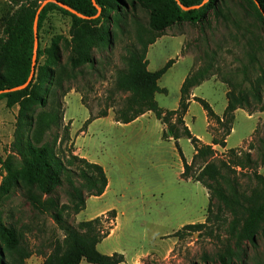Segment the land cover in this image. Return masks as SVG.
<instances>
[{"label":"rangeland","instance_id":"1","mask_svg":"<svg viewBox=\"0 0 264 264\" xmlns=\"http://www.w3.org/2000/svg\"><path fill=\"white\" fill-rule=\"evenodd\" d=\"M11 8L8 0H0V37L1 20ZM224 10L227 20H212L203 27L187 23L175 25L149 48V71H157L168 61H175L158 82L159 87L165 89L155 95L162 109H177L184 78L191 71L210 65L207 81L193 91L198 98L207 101L217 115L224 114L225 92L230 88L226 82L247 89L245 79L254 80L264 70V27L249 18L245 0H225ZM135 15L146 24V11L138 8ZM70 27L71 17L59 11L49 13L40 30L37 21L41 49L49 47L56 37L69 39ZM133 40L134 29L128 27L126 33L120 34L114 48L107 49L101 56L104 61L102 76L78 77L66 84L69 92L63 98L59 131V139L63 142L61 145L58 142L57 152H73L101 165L109 181L106 194L87 198L85 210L77 216L72 215L69 222L77 226L115 210L114 232L100 242V253H121L127 258L140 254L146 257L140 259V264H218L219 257L227 249H233L236 242L231 234L233 216L230 210L201 183L192 177H182L183 164L175 141L164 138L166 126L153 113L148 112L130 124H121L115 121L114 108H109L118 106L124 98L113 90L116 71L124 68L125 46ZM258 40L260 44L257 45ZM67 56L65 51L63 63ZM44 61L45 56H42L39 64ZM189 108L186 122L191 132L198 139L210 141L212 136L203 107L194 101ZM106 110L107 117L87 124L91 116ZM18 112V106L8 108L6 100H0V184L6 176V161L13 163L17 170L21 168L20 159L12 150ZM212 128H216L213 122ZM256 129L258 132L254 134ZM51 137L48 134L46 139ZM250 139L254 145L251 151L248 150ZM226 140L229 149L242 147L255 161L246 168H235L236 173H229L226 178L235 183L244 207L259 204L263 186L255 175L264 177L260 153L261 141H264V112L257 111L251 117L244 110L237 112L233 130ZM179 146L185 159L192 163L194 147L191 142L182 137ZM214 149L217 154L213 160L217 164L232 161L227 151ZM198 167L199 162L192 175H197ZM222 173L227 174L224 170ZM219 182L228 191L225 181L219 179ZM56 195L61 203L66 202L65 187ZM0 214L5 223L16 227L36 253H49L51 243L63 238L49 216L33 212L20 188L0 201ZM188 224H202L203 228L193 234L185 232L179 238L172 236ZM241 261L264 264V227L256 246L248 242L242 244L238 264ZM27 264H43V258L34 255Z\"/></svg>","mask_w":264,"mask_h":264},{"label":"trees","instance_id":"2","mask_svg":"<svg viewBox=\"0 0 264 264\" xmlns=\"http://www.w3.org/2000/svg\"><path fill=\"white\" fill-rule=\"evenodd\" d=\"M8 1L12 8L1 20L0 92L24 85L31 74L34 23L45 0ZM56 1L88 18H80L56 3H48L38 15V29H41L49 13L59 11L71 17L69 39L56 37L45 49H41L38 43L36 73L31 83L23 90L0 94V100H6L8 108L19 107L12 150L21 162L20 170L11 162L4 163L6 176L0 184V201L20 188L33 212L49 216L63 238L51 243L49 253H36L16 227L5 223L0 214V264H27L34 255L41 256L43 264L124 262L122 254L105 255L97 249L115 227V210L77 226L69 222L72 215L77 216L85 210L87 198L101 197L105 193L109 184L105 170L73 152L58 153L56 146L58 142L60 145L63 142L59 139V131L63 120V98L69 92L66 84L78 77L102 76L104 61L101 56L107 49L114 48L120 34L126 33L128 27L134 29V40L125 46L126 54L122 57L124 68L116 71L113 90L124 98L118 106H109L114 108L115 121L130 124L151 112L166 126L164 138L175 141L183 164L182 177H192L195 182L201 183L230 210L233 216L231 234L236 242L233 249H227L219 257L218 264H238L242 244L248 242L256 246L264 227V177L255 175L263 186L259 204L244 207L235 183L226 176L235 174V168L254 165L255 161L251 153L239 147L227 150L232 157L231 162L220 161L217 164L213 160L217 154L214 146L226 147L237 110H244L249 115L264 112V70L254 80L245 79L247 89L240 84L226 82L230 87L226 95L227 107L220 117L207 101L192 98V90L207 81L210 65L191 71L182 83L178 108L164 110L158 105L155 95L165 92L158 82L175 61L170 60L163 68L152 72L148 69L147 60L149 48L167 29L184 23L203 27L212 20H227L225 0H95V4L92 0ZM245 3L249 18L264 27V0H245ZM182 6L197 8L185 11ZM138 8L148 13L146 24L135 15ZM256 43L258 45L260 41ZM65 51L68 56L63 63ZM42 56H45V61L39 64ZM192 100L201 104L207 114L208 131L212 136L210 145L198 139L185 123ZM107 116L108 111H102L97 116H91L87 124ZM212 122L216 125L215 129ZM257 132L258 129L254 134ZM48 134L52 135L50 140L46 139ZM182 137L194 147L192 163L187 162L180 149L179 139ZM248 142V150L251 151L254 149L253 141ZM261 142L260 153L264 161V141ZM197 162V175H192ZM223 170L227 174H223ZM219 179L225 181L228 191ZM64 187L67 199L61 203L56 192ZM202 228V224H188L172 236L179 238L185 232L193 234Z\"/></svg>","mask_w":264,"mask_h":264},{"label":"water","instance_id":"3","mask_svg":"<svg viewBox=\"0 0 264 264\" xmlns=\"http://www.w3.org/2000/svg\"><path fill=\"white\" fill-rule=\"evenodd\" d=\"M93 3L95 4V0H92ZM177 2H179V0H176ZM48 3H56L58 4L59 6H61L62 8L64 9H67L69 10L72 14L80 17V18H85L87 19L88 17H85L83 15H81L80 13H78L77 11L75 10H72L70 8H68L67 6H65L64 4L62 3H58L56 0H45L41 7L39 8L38 12H37V16H36V19H35V23H34V34H35V43H34V55H33V59H32V69H31V74L27 80V82L22 85V86H19V87H15L13 89H9V90H5V91H1V93H7V92H16V91H20V90H23L25 88L28 87V85L31 83V81L33 80V78L35 77V72H36V58H37V50H38V43H39V38H38V32H37V21H38V15L40 14L41 10L43 9V7L45 5H47ZM183 10L185 11H188L190 9H194V8H197V7H184L182 6ZM264 14V12H262Z\"/></svg>","mask_w":264,"mask_h":264},{"label":"crops","instance_id":"4","mask_svg":"<svg viewBox=\"0 0 264 264\" xmlns=\"http://www.w3.org/2000/svg\"><path fill=\"white\" fill-rule=\"evenodd\" d=\"M148 55V54H147ZM148 68H149V66H148ZM187 77V76H186ZM184 80H185V78H184ZM184 80H183V82H184ZM198 87V86H197ZM197 87H195L194 89H197ZM193 89V90H194ZM192 90V98H194V97H198L195 93H194V91ZM225 95H227V91L225 92ZM227 97V96H226ZM194 103V101L192 100V102L190 103V107H191V105ZM226 107L227 106H225V109H226ZM190 109V108H189ZM239 111H241V110H237L236 111V113H235V115L237 114V112H239ZM224 112H225V110H224ZM223 112V113H224ZM149 113H151V112H149ZM149 113H146V114H144L143 116H141L140 118H142V117H144V116H146V115H148ZM188 113H189V110H188ZM188 115V114H187ZM187 115H186V117H185V123H186V125L189 127V125L187 124V122H186V118H187ZM222 115L223 114H219L218 116H220V117H222ZM252 115H249V117H251ZM140 118H138V119H140ZM137 119V120H138ZM208 119V118H207ZM189 129H190V127H189ZM204 144H207V145H210L211 143H212V139H210V141H206L205 139H200ZM251 140V139H250ZM214 148H220V149H222L223 151H227V150H229V147H227V145H226V147L225 148H221V147H219V146H214ZM194 155H195V150H194V154H193V157H194ZM193 157H192V159H193ZM187 162L189 163V161L187 160ZM108 187H109V184H108ZM108 187H107V189H108ZM107 189H106V191H105V193L103 194V195H105L106 194V192H107ZM102 195V196H103ZM106 213V212H105ZM104 213V214H105ZM81 222V221H80ZM113 232H114V230H112V232H111V234H113ZM110 234V235H111ZM109 235V236H110ZM101 245V243L100 244H98V246H97V249L98 250H100L99 249V246ZM103 254H105V255H112V253L113 252H102ZM119 254H121V253H119ZM123 255V254H122ZM124 256V258H125V263H123V264H140L139 263V261H140V259H142V258H146V257H143L142 255H140V254H137V255H134L132 258H127L125 255H123ZM85 261H82L81 262V264H83Z\"/></svg>","mask_w":264,"mask_h":264}]
</instances>
